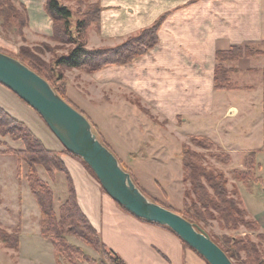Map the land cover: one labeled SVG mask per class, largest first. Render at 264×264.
Segmentation results:
<instances>
[{
  "label": "crops",
  "instance_id": "crops-1",
  "mask_svg": "<svg viewBox=\"0 0 264 264\" xmlns=\"http://www.w3.org/2000/svg\"><path fill=\"white\" fill-rule=\"evenodd\" d=\"M15 1L25 8L28 26L32 27L34 33L44 38L51 35L52 20L44 10L45 0ZM97 1L101 6L100 30L88 34L87 44L92 36L99 43L111 41L117 44L166 14L158 31V43L151 50L130 65L102 70L105 80L117 83V93L123 92L120 86L127 88L129 94H133L137 101L144 102L161 120L166 118L169 121L164 124L167 130L171 123L181 126L183 122L198 121L202 129L187 132L182 139L185 140L189 134L208 137L233 160H243L245 155L252 154L257 168L262 169L264 0ZM246 45H255L263 52L224 62L230 69L229 79L234 87L215 89L216 52ZM126 72L129 73L128 80L124 78ZM94 77L103 79L97 74ZM115 90L113 88V92ZM0 94L4 96V100H0V107L24 122L44 146L45 140L50 142L41 127L45 123L37 112L32 109V117L38 123L35 132L31 125L3 105L7 100L19 103L20 98L1 84ZM178 118L182 120L180 124L177 123ZM121 120L116 117L114 121L113 130L117 140H123L122 132L127 131L120 124ZM58 143L57 146L53 143L54 147L48 149L60 153L72 179L79 207L103 244L125 264H208L172 231L136 218L124 210L103 190L85 166L64 153L63 146ZM256 211L254 218L264 228V199ZM35 232L33 239L27 236L28 231H23L25 240L48 241L37 230ZM20 249L26 253L22 247Z\"/></svg>",
  "mask_w": 264,
  "mask_h": 264
},
{
  "label": "rangeland",
  "instance_id": "rangeland-1",
  "mask_svg": "<svg viewBox=\"0 0 264 264\" xmlns=\"http://www.w3.org/2000/svg\"><path fill=\"white\" fill-rule=\"evenodd\" d=\"M11 1L14 5L12 10L3 2H0V50L19 57L25 63L32 65L39 72L48 76L51 83L57 87L65 98L87 117L97 138L103 141L106 146L108 145L107 147L117 155L120 165L126 169L135 185H138L139 189L147 197L176 212H182L187 208V204L191 203L190 199L194 198V195L190 190V182L183 178L181 157L182 147L187 145L192 150L202 154V161L205 166L213 167L223 172L227 178V189L232 196L237 194L243 202V208H246L247 215L245 218L256 222L258 227L253 228L250 224H244L240 225L236 230H229L224 228L215 218L200 220L199 224L221 244H225L224 236L230 238L246 236L258 246L260 245V249L264 253V239H260L258 236L259 234H264V228L254 218V215L257 214L256 209L262 205L264 199V181L262 180V177L264 178V166L259 170L254 156L249 154L245 155L243 160L238 158L233 160L229 154L230 162L223 163L214 157L215 152L227 153L222 148H217L213 144L210 149H205L193 144V137H201L198 134H189L185 140L182 139L187 132L194 133L202 129L198 121L180 124L182 120L178 118L177 123L181 126L171 123L168 126V130L165 129L164 124L169 123L166 118L161 120L157 114L147 108L144 102L141 100L137 101L133 94H129L127 88L120 86L123 92L118 94L115 90V88H118L117 83L105 80L102 70L107 67L119 66L118 64L105 66L94 72H88L86 69H68L56 66L54 60L61 55L67 54L75 46L74 43L54 40L52 38L53 32L50 36H45V38L34 33L31 30L32 27L28 26V19L27 25H18L13 20L15 17L13 12L21 13L24 9L20 3L15 0ZM58 1L72 11L70 23L73 33L77 19L83 18L85 13H89V17L93 18L96 9L101 8L97 0ZM99 13L101 12L99 11ZM161 16L164 20L166 14ZM144 28L127 36L117 44H113L111 41L99 43L94 36L91 37L87 44L88 34L93 33L94 30H100L99 18L97 23H89L85 33L82 34V39L85 41L86 38L85 46L87 48L114 47L122 44L126 39L136 35ZM249 47L254 51H261L255 45H249ZM134 61L125 65H130ZM96 74L100 77L102 76L103 79L97 80L94 77ZM124 78L128 80L129 73L126 72ZM113 88L115 92H113ZM0 100H4V96L1 94ZM19 100V103L7 100L3 105L11 110L15 116L25 120L36 132L38 123L37 119L35 120L32 117V112L34 111L24 101ZM116 117L122 119L120 124L127 129V131L124 130L122 132L123 140H117L115 137L116 134L113 128L115 127L114 121ZM160 126H163V128ZM41 127L50 139V142L43 140L46 148L54 147V144L57 146L59 144L58 139L46 124L41 125ZM8 148L21 150L24 148V144L21 140H12L8 135H0V230L8 234L17 233L18 237L22 236V238L19 239L18 248L9 247L0 239V264H59L58 262L67 264L61 259H56L51 242L42 236L40 218L38 222V217L40 216L39 208L26 180L27 165L16 155L3 153ZM59 156L61 158L60 154ZM247 160L250 162L246 163ZM247 164L251 167L247 166ZM249 169V176L256 177L259 181H256V178H252L247 183H243L236 178V170L247 171ZM36 171L53 192V197L56 200L54 210L58 216V209L68 195L67 175L64 172L56 171L53 177H50L44 167L40 165L36 166ZM261 180L262 184L260 183ZM234 189L237 193L233 192ZM24 214L25 217H23ZM36 230L43 239L48 241L35 239L33 242L29 238L25 240L23 231H28L27 236L34 239L33 233H36ZM66 239L70 244L79 247L82 255L86 256L88 260H92L93 263L99 264L105 261L102 251H96L75 236L69 235ZM21 247L26 253L21 251ZM232 250L235 256L233 260L241 264V261L245 258V251ZM22 256L25 258L23 259ZM75 264L90 263L83 258L82 260L77 259Z\"/></svg>",
  "mask_w": 264,
  "mask_h": 264
},
{
  "label": "trees",
  "instance_id": "trees-1",
  "mask_svg": "<svg viewBox=\"0 0 264 264\" xmlns=\"http://www.w3.org/2000/svg\"><path fill=\"white\" fill-rule=\"evenodd\" d=\"M0 2H3L8 8H11V10L14 8L11 0H0ZM22 8L24 9V11H22L23 13L13 12L15 16L13 20H15L18 25L23 26L27 25L26 22L28 17L25 8L23 6ZM44 10L53 22L52 38L62 42L74 43L75 45L67 54L56 58L54 60L55 65L68 69H86L88 72H94L113 64L123 65L131 63L147 53L158 43L157 33L160 23L163 20L161 16L151 26L140 30L136 35L129 37L118 46L87 48L85 46L86 38L84 41L82 39V34L85 33L89 23H97L99 21L101 15V13H99V11L101 12L100 7L96 9L93 18L89 17V13H85L83 18L77 19L74 25V33L70 23L72 11L69 7L62 5L58 0H45ZM1 52L8 54L4 51ZM262 52L263 51L258 50L254 51L247 45L244 47L233 46L227 50H218L215 54L214 88L221 90L234 87L229 79L230 69L225 66L224 62L236 61L243 56L251 57L261 54ZM10 56L20 60L46 79L52 88L64 100L70 103L57 87L51 83L48 76L39 72L32 65L25 63L19 57L14 55ZM0 135H8L12 140H21L24 144V148L21 150L8 148L3 153L16 155L26 163L28 168L26 180L40 212V232L43 237L49 239L51 242L56 259H61L67 264H75L77 259L82 260L84 258V260L89 261L90 264H95L92 260H88L86 256L82 255V251L79 247L67 241L66 237L70 235L82 240L96 251H102L105 256V261L99 264H125L113 250L107 248L103 244L98 237L97 231L79 207L72 179L59 156L60 153L47 149L24 122L11 116L2 107H0ZM101 142L103 143V141ZM192 143L205 149H210L214 144L212 140L202 136L193 137ZM103 144L105 145V143ZM63 152L72 155L65 149ZM72 156L79 160L95 177L92 170L81 158L74 155ZM181 157L183 178L190 182V190L194 198L190 199L191 203L189 205L187 204L185 210L177 213L181 214L185 219L197 223L200 227H202V225L199 224V221L209 218L217 219L224 228L229 230H236L240 225L244 224H250L253 228L258 227L256 222L245 218L247 211L242 206L243 202L237 194L236 196L231 195L226 187L227 178L222 171L205 166L202 161V154L192 150L187 145L182 147ZM214 157L223 163L230 162V156L225 152H215ZM249 162L248 160L246 161V163ZM37 165L44 167L50 177H53L56 171L64 172L67 175L68 195L58 209V216L54 210L53 192L49 185L39 177L36 171ZM247 166L251 167L249 164H247ZM121 167L124 169L122 165ZM124 170L126 171V169ZM236 171V178L243 183H247L250 179L256 178L249 176L250 169L247 171ZM257 180L258 178H256V181ZM233 192L237 193L235 189ZM161 227L170 230L168 227ZM209 235L232 260L235 258L232 249L236 251L244 250L245 258L241 261V264H264V253L261 251L260 245L258 246L255 242L249 240L248 237L235 236L230 238L224 236L225 244H221L211 234ZM258 236L260 239H264V234H259ZM0 239L9 247L18 248L19 246V237L17 233L8 234L0 230ZM233 262L234 264H240L236 263L234 260ZM58 263L62 264V262Z\"/></svg>",
  "mask_w": 264,
  "mask_h": 264
},
{
  "label": "water",
  "instance_id": "water-1",
  "mask_svg": "<svg viewBox=\"0 0 264 264\" xmlns=\"http://www.w3.org/2000/svg\"><path fill=\"white\" fill-rule=\"evenodd\" d=\"M0 84L37 112L63 148L86 163L103 190L124 210L146 222L168 227L208 264H234L197 223L149 199L97 138L87 117L64 100L46 79L1 51Z\"/></svg>",
  "mask_w": 264,
  "mask_h": 264
}]
</instances>
